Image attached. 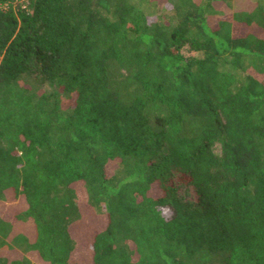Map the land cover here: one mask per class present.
Here are the masks:
<instances>
[{"label":"trees","instance_id":"16d2710c","mask_svg":"<svg viewBox=\"0 0 264 264\" xmlns=\"http://www.w3.org/2000/svg\"><path fill=\"white\" fill-rule=\"evenodd\" d=\"M232 3L0 0V264H264V0Z\"/></svg>","mask_w":264,"mask_h":264},{"label":"rangeland","instance_id":"374dc122","mask_svg":"<svg viewBox=\"0 0 264 264\" xmlns=\"http://www.w3.org/2000/svg\"><path fill=\"white\" fill-rule=\"evenodd\" d=\"M248 0H233V9L236 10V9H239V8H244L247 6V3ZM184 53L186 55H196L195 53H188L186 50L184 51ZM28 82H30L31 84H33V87L34 88H37V89H47L48 87L46 85H43L40 83L39 80H36L34 77L32 78H28ZM219 147L216 148V153H219ZM189 196L191 197V194H189ZM81 231L82 229H80V227L78 226H74L73 228V234L75 236H78L81 234Z\"/></svg>","mask_w":264,"mask_h":264}]
</instances>
